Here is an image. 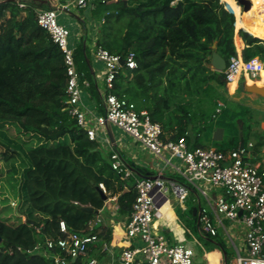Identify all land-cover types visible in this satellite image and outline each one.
<instances>
[{"label": "trees", "instance_id": "obj_1", "mask_svg": "<svg viewBox=\"0 0 264 264\" xmlns=\"http://www.w3.org/2000/svg\"><path fill=\"white\" fill-rule=\"evenodd\" d=\"M223 1L237 19L221 0L92 1V18L100 23L95 46L122 56L133 52L137 62L133 70L125 65L120 69L112 92L133 102L137 110L148 111L164 132L176 130L171 139L185 136L192 148L203 145L199 136L212 127L214 104L198 111L174 104L194 96L202 101L214 98L224 77L208 65L214 50L227 62L238 54L235 34L241 28L236 42L242 56L264 57V41L243 25L240 5L236 0ZM25 4L0 0V131L16 130L10 136L18 143L5 146L9 153L24 151L25 157L17 183L14 217L18 221L0 211V264H54L48 255L28 250L69 233H96L109 240V225L90 227L96 211L117 196L118 214L130 216L137 190L133 184L125 187L127 182L112 167V152L91 140L66 110L64 54L37 21L42 0ZM90 54L82 39L75 47L77 69L89 81L90 95L100 99L88 63ZM199 121L205 125H198ZM227 144L218 149H237L238 137L231 136ZM194 207L188 205L187 212L197 229ZM62 221L67 233L61 230ZM203 240L229 256L219 235ZM59 251L57 246L48 249L49 253ZM71 261L82 264L80 258Z\"/></svg>", "mask_w": 264, "mask_h": 264}, {"label": "built area", "instance_id": "obj_2", "mask_svg": "<svg viewBox=\"0 0 264 264\" xmlns=\"http://www.w3.org/2000/svg\"><path fill=\"white\" fill-rule=\"evenodd\" d=\"M93 0H75V6L87 8ZM21 7L25 2L19 1ZM67 7V6H65ZM58 8L37 10V21L59 45L67 71V107L68 113L77 120L91 140H98L99 130L104 131L106 143H110L106 134L107 125L116 126L139 142L144 148L171 164L179 159L177 170L187 184L172 182V189L180 205H185L191 188L202 194L210 204V212L200 209L198 222L200 232L206 236H216L223 228L229 236L237 255L234 264H264V168L251 165L244 160V149L237 148L227 152L213 147H190L185 136L177 140L164 138L162 126L153 121L146 110H137L136 105L125 97L114 94V81L120 69L125 65L129 69L137 68L133 52L126 56L111 53L102 46H95L96 58L104 64V113L97 114L84 106L83 91L89 81L82 78L77 69L75 47L71 44V31L58 22ZM124 59V65H121ZM264 71V57L254 56L245 59L241 54L230 57L223 71L225 81L231 83L242 75L257 78ZM224 107L218 102L216 113ZM112 167L124 182L134 175L116 150L111 155ZM104 192V184H100ZM136 199L127 223V237L132 246L122 250V264H195L196 249L186 243L171 244L166 237L154 229L156 215L160 214L159 199H163L165 181L161 177L154 179L136 178ZM221 191L212 201L210 189ZM17 206L16 202H13ZM242 212V213H241ZM228 220L243 226V248L228 231L224 221ZM102 222L100 216L90 222L91 229ZM61 230L67 233L65 223ZM100 241L96 233L81 235L69 233L57 241L47 239L34 250L48 255L54 264H73L71 258L84 257L89 247ZM57 246L60 251L49 253L48 249ZM20 249V248H19ZM92 258L87 264H97Z\"/></svg>", "mask_w": 264, "mask_h": 264}, {"label": "crops", "instance_id": "obj_3", "mask_svg": "<svg viewBox=\"0 0 264 264\" xmlns=\"http://www.w3.org/2000/svg\"><path fill=\"white\" fill-rule=\"evenodd\" d=\"M253 1L255 5L257 0ZM42 4L43 6L38 9L58 8L59 10L66 11L69 14H77L75 8L78 7L75 6V0H42ZM226 7L235 14V18L237 19L235 11H233L228 6V4ZM248 12L249 11H244L243 7L240 5V18L242 20L243 25L250 27L255 32V34H257L260 39L264 41V33L260 32L257 28H255L253 25H251L245 20V15ZM86 19L87 18L84 16L79 17L81 27L80 30L76 31V38L78 40L74 38V35L72 36L71 40L72 45L76 47V45L80 43L82 39H84V41L90 48V63L93 68L92 73L95 76L101 100L98 97H92L88 90L84 88L83 102L85 108H87L89 111H92L97 114H102L105 111V67L104 64L99 61L95 56V40L92 36L96 34L97 29H93L92 24ZM240 29L236 28L235 43L237 53L242 55V50L236 42V36L238 35V30ZM209 67L211 68V70L217 71L210 65ZM255 79H258L257 81H264V71ZM247 80L250 79L245 76L240 81L236 83H231L232 85L227 87L228 83L225 81V78L222 77L220 79L222 85L216 88L217 93L216 95H214L213 99H206L205 101H202L199 96H194L192 98L188 97L185 100L180 99L176 101L174 107L176 108L178 105H185L194 109L195 111H198L202 107L212 106L214 104V121H212L211 128L204 129L201 132L199 136V139H201V141L199 142H201V144L203 145L200 147H213L217 149L226 148L228 145L227 142L228 140H230V137L235 136L238 137L239 140L238 148L241 147L242 141L244 142V160L251 165L257 166L259 168H264V98L258 94L247 92L245 90L244 83ZM214 84H217V82L215 81ZM219 101H222L224 103V107L220 113H216ZM198 125L205 124L204 122L202 123L201 121H199ZM218 128H222L224 130L221 139L215 138V133ZM112 130L115 139L114 142H112L109 137L107 127L106 134L109 138L110 143H106V141L103 140L105 135L103 130H99V138L97 141L103 148L111 152L114 150L118 151L126 165L133 171L134 175L129 179V181H127L125 187L130 184H133L135 186L136 178H142V175H144L145 177H149V179L161 177L165 181V197L163 199H159L160 214L156 215L155 217L154 229L160 234L164 235L168 242L171 244L186 243L191 246V244L188 242L190 239H188L185 235L186 232H189V230H185L178 212L179 209L183 212H187L188 198L190 195L188 196L185 205L179 204L180 206H177V203H173V200L177 201V197L175 196L174 192L172 191L171 196H168L166 194L169 188L166 186L167 182L171 184V187L172 182L174 181L186 184V181H184L183 177L177 170V167L180 166L179 159H173L172 163L168 164L165 162L164 158L158 157L148 151L139 142H137L128 134L124 133L118 127L112 126ZM175 133H177L176 130L165 131L164 138L171 139V137ZM190 138L192 141L195 139L194 136H191ZM137 169H141V172L137 171ZM194 190L195 189L191 188V192H194ZM195 191L196 194H199L197 190ZM220 193L221 191L219 189L211 188L210 195L212 197V201L213 199H215L216 195ZM208 206V208L204 207L203 205H200L199 207H194V215L196 216L197 220V230L201 235H203V237H205L206 235L200 232L198 213L200 209H205L210 212L211 207L209 202ZM97 216H100L102 218V222L96 225V227L100 226L102 223H105V225H109V228L111 230L110 238L109 240H103V238L100 237L99 242L95 243L94 245H91L89 247L87 255L84 257H79L82 261V264H87L88 261L92 258L97 259V264H122L120 260L122 250L132 246V243H130L131 241H129L127 237V223L130 216H120L118 214L117 196H112L108 198L103 209L98 211ZM228 222L229 225H226V223L225 225L232 235L234 227L239 226L243 230L244 236V229L241 224L233 223L231 221ZM220 229L221 228H219L218 230V234L220 233ZM241 240V245L243 248V238ZM201 243L202 242H200V244ZM207 253L202 252V254H200L199 250H196V256L194 260L195 264H211L205 261L204 255ZM223 253L222 250L217 253L219 264H223ZM224 255L226 254L224 253ZM234 262L235 258L233 259L232 264H234Z\"/></svg>", "mask_w": 264, "mask_h": 264}, {"label": "rangeland", "instance_id": "obj_4", "mask_svg": "<svg viewBox=\"0 0 264 264\" xmlns=\"http://www.w3.org/2000/svg\"><path fill=\"white\" fill-rule=\"evenodd\" d=\"M19 1H29V0H18ZM223 3H225L223 0H221ZM227 6V4L225 3ZM75 11L77 14H69L66 11L59 10L58 11V22L61 25L66 26L71 31V39L74 35V38L76 37V31L80 30L81 23L79 22V17L84 16L86 17L87 21H89L93 29H97L98 25L100 24L99 21L95 18H92V4H90L85 9H79L75 8ZM95 40V35L92 36ZM78 40V39H77ZM72 44V40H71ZM264 45V43H263ZM116 127V126H115ZM13 133V135L17 134L16 130L14 128H11L9 133L7 134L4 131H0V211L3 216H10L13 218L14 221H18L15 216V210L16 206H14L13 202L18 201V195H17V183L19 179V175L21 174L23 167H24V151L17 150L16 153H9L7 150L5 144L7 146H11L14 144V146L18 143V141L14 138H12L10 135ZM184 179V178H183ZM184 181H186L184 179ZM187 184V182H186ZM166 186L169 187L166 194L168 196L172 195V187L169 182L166 183ZM188 198V205L189 206H196L199 207L200 205H203L204 207H209L208 202L206 198L202 194H196L195 192H191L189 194ZM200 198V199H199ZM173 203L177 206H180L178 201H174ZM13 207H11V206ZM179 217L181 218V222L184 225L185 230H189V232H186V237L190 239L188 242L191 244V246L195 247L196 250H199V253H207L204 255L205 261L212 263V264H219L218 259V252L221 250L219 248H214L213 245H206L204 243V237L201 235L197 229L193 227L192 221L193 218L190 216L188 212H183L179 209ZM23 220V218H22ZM226 225H229L228 221H225ZM189 236H188V234ZM219 237H222V239L225 242L226 248L228 250V257H225L223 251V264H227V258L229 259L228 264H232L233 259L236 257L237 252L235 251V248L228 237V235L225 233V231L221 228L220 233L218 234ZM233 236L235 238L236 244L238 247H242L241 245V239L243 238V230L241 227L237 226L233 229ZM226 237V238H225ZM197 238V239H194ZM200 242H202L200 244Z\"/></svg>", "mask_w": 264, "mask_h": 264}, {"label": "water", "instance_id": "obj_5", "mask_svg": "<svg viewBox=\"0 0 264 264\" xmlns=\"http://www.w3.org/2000/svg\"><path fill=\"white\" fill-rule=\"evenodd\" d=\"M8 1H18V0H8ZM236 1L238 2L239 5L243 7L244 11H248L252 7V2L250 0H236ZM213 48L214 49L216 48V44L213 45ZM88 63H89L91 72H93V68L89 60H88ZM120 63L121 65H124V59H121ZM209 65L213 67L215 70H217L218 72H223L227 67V60L220 53L214 50V52L212 53L211 61ZM245 90L247 92L258 94L264 98V87H247L245 88ZM107 129H108V134H109L111 141L114 142L115 139L113 135L112 126L110 124L107 125ZM223 132L224 130L222 128H218L215 133V138L221 139ZM244 147L245 145H244V142L242 141L240 148L244 149ZM137 171L141 172V169H137ZM142 177L149 178V177H145L144 175H142ZM104 198H106V196H104ZM87 209L92 210V208H87ZM96 213H98V211H96ZM1 241H2V237L0 235V243Z\"/></svg>", "mask_w": 264, "mask_h": 264}, {"label": "bare ground", "instance_id": "obj_6", "mask_svg": "<svg viewBox=\"0 0 264 264\" xmlns=\"http://www.w3.org/2000/svg\"><path fill=\"white\" fill-rule=\"evenodd\" d=\"M252 2V7L248 10L249 12L245 15V20L253 25L255 28H257L260 32L264 33V0H257L255 5L254 1L250 0ZM254 9V10H253ZM251 10V11H250ZM245 21V22H246ZM247 75L239 76L235 79V81L231 83H236L240 81L242 78H244ZM250 80L245 81L244 87H264V81L258 79H254L252 77L247 76ZM156 226V224H155ZM212 264V263H211Z\"/></svg>", "mask_w": 264, "mask_h": 264}]
</instances>
